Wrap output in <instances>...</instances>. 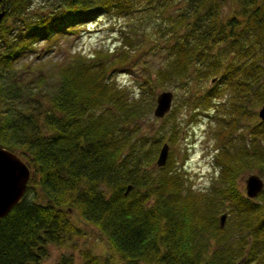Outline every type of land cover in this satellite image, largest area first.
Listing matches in <instances>:
<instances>
[{
  "label": "trees",
  "instance_id": "obj_1",
  "mask_svg": "<svg viewBox=\"0 0 264 264\" xmlns=\"http://www.w3.org/2000/svg\"><path fill=\"white\" fill-rule=\"evenodd\" d=\"M30 6L0 0V143L31 169L0 219V264H40L51 244L69 246L83 234L71 213L108 250L83 246L54 264H264V188L249 198L238 183L246 171L264 177V0H47L28 15ZM105 14L124 24L112 65L161 55L136 70L134 90L113 81L102 50L54 64L55 82L39 65L14 66L35 42ZM178 86L193 109L214 112L218 172L206 191L171 154L153 166L163 134L142 129L158 90ZM174 112L163 117L169 144Z\"/></svg>",
  "mask_w": 264,
  "mask_h": 264
},
{
  "label": "rangeland",
  "instance_id": "obj_2",
  "mask_svg": "<svg viewBox=\"0 0 264 264\" xmlns=\"http://www.w3.org/2000/svg\"><path fill=\"white\" fill-rule=\"evenodd\" d=\"M46 2L47 0H31L30 10L27 14L31 15L30 11H38L40 7L45 6ZM6 23L9 24L8 22ZM123 25L121 18L116 19L106 14L85 20L71 32L55 34L49 39L35 42L33 44V51L28 56L16 60L14 66L20 69L29 66L35 68L36 65H39V70L48 75V80L55 82L57 80L56 75H50V70L54 64L59 62L63 63L72 53L80 52L85 55H93L96 51L102 50L110 55L109 61H111V69L115 67L111 71L113 81L121 87L134 90L135 76L140 73L136 70L143 63H146L147 69L151 71L153 69L152 67H155L159 63L161 55L151 56L139 53L135 57L132 56L135 58V63L130 68L127 65H112L117 57L116 54L119 50V45H121L118 31ZM143 44L147 45L148 41L145 40ZM206 84L209 86L210 82L208 81ZM165 89L172 90L174 94L171 110L175 109V112L171 118H174V121L179 127L178 140L173 144L168 143L167 135L169 128L167 125H164L163 118H155L153 114L142 121V129L147 133H162L163 140L159 149L162 143L167 141L169 144L167 161H169V155H172L170 165L172 167L175 166L185 174L187 184L193 189L206 191L214 184L218 172L214 161V156L218 151L213 132L216 120L209 116L213 115L214 112L212 110L193 109L191 105L184 101L187 95L183 94L181 86L173 89L171 87ZM198 89V87H194V91ZM155 159L152 163L153 166L155 165ZM251 173L258 174L264 181V177L258 170L246 171L238 178V183L244 193L245 179ZM71 215L78 226L82 228L83 234L76 237L73 243L66 247L51 244L49 246V256L40 264H54L63 254H72L77 260L79 257V249L83 246H90L95 253L107 252L108 249L98 235L97 230L93 226L87 225L79 220L76 213H71Z\"/></svg>",
  "mask_w": 264,
  "mask_h": 264
},
{
  "label": "water",
  "instance_id": "obj_3",
  "mask_svg": "<svg viewBox=\"0 0 264 264\" xmlns=\"http://www.w3.org/2000/svg\"><path fill=\"white\" fill-rule=\"evenodd\" d=\"M3 11L0 12V19ZM174 94L169 89H164L156 94L155 106L152 114L156 118L164 117L171 109ZM258 117L264 120V104L258 109ZM169 145L164 142L155 160L157 167L165 165L168 157ZM31 178L29 165L16 153L5 148L0 143V219L4 217L13 206L18 203L26 191L27 183ZM264 188L263 179L256 173L249 174L245 179V193L249 198H254ZM131 185L126 188V193ZM226 213L220 215V226H223Z\"/></svg>",
  "mask_w": 264,
  "mask_h": 264
}]
</instances>
